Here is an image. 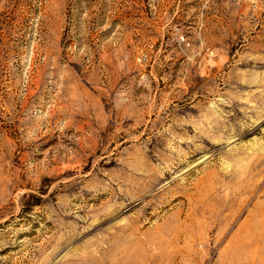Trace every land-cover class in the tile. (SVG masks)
<instances>
[{
    "label": "rangeland",
    "instance_id": "1",
    "mask_svg": "<svg viewBox=\"0 0 264 264\" xmlns=\"http://www.w3.org/2000/svg\"><path fill=\"white\" fill-rule=\"evenodd\" d=\"M0 264H264V0H0Z\"/></svg>",
    "mask_w": 264,
    "mask_h": 264
}]
</instances>
